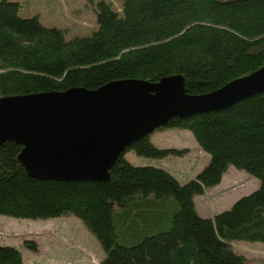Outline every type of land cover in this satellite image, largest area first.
I'll use <instances>...</instances> for the list:
<instances>
[{"label":"trees","instance_id":"1","mask_svg":"<svg viewBox=\"0 0 264 264\" xmlns=\"http://www.w3.org/2000/svg\"><path fill=\"white\" fill-rule=\"evenodd\" d=\"M122 15L99 2L97 30L64 39L20 5L0 0V98L97 90L115 81L157 83L181 76L188 95L212 93L264 67V0H122ZM192 134L209 156L181 183L154 166H133L127 152L161 160L187 150L159 149L148 136L127 147L107 182L31 178L22 147L0 145V216L78 218L104 252L98 264H247L232 244L264 245V93L225 109L172 118L164 127ZM160 128V129H162ZM229 168L259 181L229 210L201 217L195 198L218 186ZM25 248L37 252L36 245ZM0 264H23L0 245Z\"/></svg>","mask_w":264,"mask_h":264},{"label":"water","instance_id":"2","mask_svg":"<svg viewBox=\"0 0 264 264\" xmlns=\"http://www.w3.org/2000/svg\"><path fill=\"white\" fill-rule=\"evenodd\" d=\"M264 93V67L206 94L188 95L181 76L123 80L0 98V145L22 147L19 163L40 181L107 182L127 147L172 118L225 109Z\"/></svg>","mask_w":264,"mask_h":264},{"label":"rangeland","instance_id":"3","mask_svg":"<svg viewBox=\"0 0 264 264\" xmlns=\"http://www.w3.org/2000/svg\"><path fill=\"white\" fill-rule=\"evenodd\" d=\"M8 1L20 5L21 17L37 16L42 26L62 31L66 41L89 37L97 30L96 9L99 2L109 4L119 15L123 12L122 0ZM148 139L156 148L184 149L188 153L182 157L169 155L161 160H151L127 152L124 157L131 165L163 169L183 183L194 178L209 162V156L198 147L188 131L162 128L151 133ZM230 169L244 178L230 180L232 182L229 183L224 181L217 189L219 192L207 190L205 198L196 197V210L200 215L212 214L213 208L214 212L229 210L235 199L259 187L258 180ZM26 242L35 244L37 252L25 248ZM0 245L16 248L22 255L23 264H98L104 258L96 239L78 218L70 215L35 221L0 216ZM232 248L245 257L247 264H264L263 244L234 242Z\"/></svg>","mask_w":264,"mask_h":264},{"label":"crops","instance_id":"4","mask_svg":"<svg viewBox=\"0 0 264 264\" xmlns=\"http://www.w3.org/2000/svg\"><path fill=\"white\" fill-rule=\"evenodd\" d=\"M239 178H244L242 175H240V174H237L235 171H233V170H231L230 168L227 170V172L223 175V178H222V181H221V183L218 185V186H216V188L214 187V188H212V189H209L210 190V192H214L215 190H217V189H219L221 186H222V184L224 183V181H226V182H232V181H230V180H236V179H239ZM217 192H219L218 190H217ZM208 195V193H207V191H206V193L203 195V196H200V197H203V198H205L206 196ZM237 199H239V197L237 198ZM237 199H235L234 201H233V203L237 200ZM195 201V200H194ZM232 203V204H233ZM195 206H196V204H195ZM213 212H212V214H210V215H216V214H214V213H221V212H214V208H213V210H212ZM216 211V210H215ZM220 211V210H219ZM197 212H198V214L200 215V213H199V211L197 210ZM207 213H209V211L207 212ZM210 215H208V216H202V215H200L201 217H203V218H211L210 217Z\"/></svg>","mask_w":264,"mask_h":264}]
</instances>
